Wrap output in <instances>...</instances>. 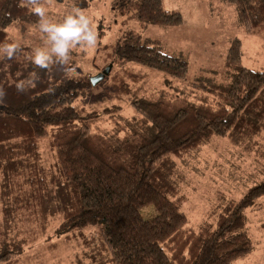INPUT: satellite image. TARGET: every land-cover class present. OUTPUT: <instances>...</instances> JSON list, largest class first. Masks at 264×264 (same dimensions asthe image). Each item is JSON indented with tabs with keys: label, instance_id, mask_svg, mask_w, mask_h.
Masks as SVG:
<instances>
[{
	"label": "trees",
	"instance_id": "obj_1",
	"mask_svg": "<svg viewBox=\"0 0 264 264\" xmlns=\"http://www.w3.org/2000/svg\"><path fill=\"white\" fill-rule=\"evenodd\" d=\"M91 1L45 6L58 9L47 12L60 22ZM222 1L233 6L245 33L264 32V0ZM18 3L0 0V43L21 49L12 60L0 57L6 91L0 103V264H14L51 224L55 234L86 247L89 264H233L249 254L245 211L264 197V177L194 229L181 211L187 196L176 165L214 137L242 150L257 149L264 137V72L242 65L241 41L231 39L227 49L226 83L154 91L131 86L125 114L116 104L80 102L93 87L79 67L84 49L73 50L64 67L31 66L25 57L43 40L38 17ZM111 7L116 16L155 26L182 22L162 0H112ZM97 49L109 53L112 68L135 63L186 79L185 60L134 30ZM33 70L36 87L18 93L15 84ZM149 204L157 215L145 220L139 210Z\"/></svg>",
	"mask_w": 264,
	"mask_h": 264
},
{
	"label": "rangeland",
	"instance_id": "obj_2",
	"mask_svg": "<svg viewBox=\"0 0 264 264\" xmlns=\"http://www.w3.org/2000/svg\"><path fill=\"white\" fill-rule=\"evenodd\" d=\"M111 2L92 0L84 10L93 22L98 43L94 49L84 50L85 56L79 65L82 71L91 77L112 64L109 53L97 47L112 43L126 30H134L143 38L157 40L165 53L185 60L188 71L184 81H177L135 63L111 67L106 79L80 99L87 106L116 104L126 114L130 112V107L125 89L131 86L144 85L146 89L154 91L172 90V86L184 87L192 83H226L229 78L225 73V55L233 38H238L242 43V65L264 72V32L245 33L233 6L222 0H162L164 8L181 14V24L171 27L116 16ZM57 10L52 4L47 7V11ZM176 165L187 196L181 211L196 229L204 221L212 222V214L219 213L229 200H236L263 179L264 137L259 138L257 149L250 147L245 150L214 137L198 151L176 159ZM139 213L145 220L157 215L151 204L140 208ZM245 215V230L253 247L249 254L233 264H264V197L255 206L247 208ZM55 227V224H51L43 236L31 240L14 264H89L88 259L83 258L86 247L55 234ZM87 234L89 236L91 233Z\"/></svg>",
	"mask_w": 264,
	"mask_h": 264
},
{
	"label": "clouds",
	"instance_id": "obj_3",
	"mask_svg": "<svg viewBox=\"0 0 264 264\" xmlns=\"http://www.w3.org/2000/svg\"><path fill=\"white\" fill-rule=\"evenodd\" d=\"M46 2L50 0H19L18 7L28 9L38 17L35 27L43 40V46L34 48L26 55L34 69L50 71L53 66L64 67L70 63L73 50L94 49L98 43V34L91 18L79 8L66 15L62 21L54 22L48 15ZM21 51L17 43H0V57L12 60ZM38 73L33 70L28 77L15 84L18 93L35 88L39 82ZM6 91L0 86V103H3Z\"/></svg>",
	"mask_w": 264,
	"mask_h": 264
},
{
	"label": "water",
	"instance_id": "obj_4",
	"mask_svg": "<svg viewBox=\"0 0 264 264\" xmlns=\"http://www.w3.org/2000/svg\"><path fill=\"white\" fill-rule=\"evenodd\" d=\"M112 64H108L101 72L89 78L90 84L95 86L100 83L110 72Z\"/></svg>",
	"mask_w": 264,
	"mask_h": 264
}]
</instances>
